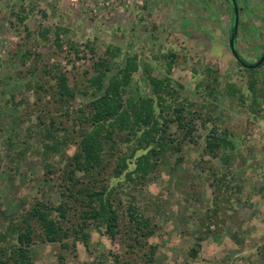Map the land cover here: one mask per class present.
Segmentation results:
<instances>
[{
	"label": "rangeland",
	"instance_id": "1",
	"mask_svg": "<svg viewBox=\"0 0 264 264\" xmlns=\"http://www.w3.org/2000/svg\"><path fill=\"white\" fill-rule=\"evenodd\" d=\"M236 1V52L256 64L264 49V0H0L2 228L38 200L62 201L68 181L64 168L84 126L79 108L89 113L94 95L87 83L110 46L120 49L117 63L138 57L140 69L125 98L153 96L147 74L168 75L181 94L178 100L202 115L196 114L192 124L195 141L172 125L181 150H169L148 179L134 174L127 180V171L118 177L117 157H110L99 183L115 188L122 200V231L113 236L105 226L89 222L84 227L88 243L79 239L73 228L80 230L83 210L72 198L65 222L72 231L69 246L37 237L31 264H58L62 256L66 264H264V62L250 72L231 48ZM22 11L24 21L17 16ZM61 73L76 92L65 107L54 98L55 75ZM37 82L46 89L38 90ZM42 114L73 134L58 152L42 146ZM211 117L235 144L222 152L230 154L228 164L205 150L215 123ZM133 146L118 145V156L128 157V170L135 168ZM130 203L155 224L143 247H131L133 241L124 234ZM151 245L156 252L148 259Z\"/></svg>",
	"mask_w": 264,
	"mask_h": 264
},
{
	"label": "trees",
	"instance_id": "2",
	"mask_svg": "<svg viewBox=\"0 0 264 264\" xmlns=\"http://www.w3.org/2000/svg\"><path fill=\"white\" fill-rule=\"evenodd\" d=\"M24 14L25 11L17 14L21 21L26 19ZM231 32L236 33L233 24ZM57 39L60 40V32H57ZM119 51L118 47L110 46L107 56H101L95 63L98 73L87 83L88 91L93 93L94 98L87 106L90 109L89 113H86L84 108H79V119L84 126L76 151L67 158V165L64 168L68 181L62 201L58 205H51L38 200L24 213L10 220L6 228H2L0 222V264H31L37 237L48 242H61L63 247H68L70 244L68 239L72 236V231L66 227L65 222L68 221L72 198L71 201L75 204L77 201L81 203L83 210L82 219L78 224L80 230L73 228V231L78 232L79 239L83 236V240L88 243L84 227L89 222L105 226L111 235H116L122 231L120 229L122 214L119 208L122 200L114 194L115 188L110 189L109 184L99 183L100 176L109 168L110 157H117L114 172L118 177L127 171L125 173L127 180H134V174L138 179H148L158 169L162 157L169 150H181L180 139L170 132L172 125H177L185 132V139L195 141L192 136V124L196 114L202 116L201 112L192 105H186L178 100L181 94H177L168 75L161 78L151 73L147 74L153 88V96L136 98L130 95L125 98L133 75L140 67L136 55L117 63L114 58L119 55ZM238 62L242 64L241 61ZM114 66H118L117 71L109 75ZM256 69L249 71L253 72ZM55 78L57 91L54 93V98L65 107L66 104L74 101L76 92L70 86L69 78L65 74H56ZM36 85L38 90L46 89L40 82ZM39 98L41 99V96ZM43 112L49 116L50 111L43 110ZM39 120L44 149L58 152L61 150V145L69 144L73 134L68 129L62 130L55 118L52 117L47 121L42 114ZM208 120H213L215 123L205 138V150L211 155H220L228 164L230 154L222 155V152L235 148L230 132L219 128L215 118L211 117ZM59 131L63 134L58 135ZM127 142L134 144L131 153L135 164L133 170H128L130 163L128 157L117 154L119 143ZM141 149L144 152L136 156ZM79 173H82V176H79ZM221 177L215 172L217 181H222ZM218 186L221 188L222 184ZM54 211L58 212L57 217L53 216ZM126 213L129 216V225L124 234L133 241L131 247L136 245L143 247L144 241L155 233V224L135 203L129 204ZM150 248L151 256L146 254L148 259L156 252L154 245ZM197 251L193 248L191 255L196 256ZM58 264H66L63 256L60 257Z\"/></svg>",
	"mask_w": 264,
	"mask_h": 264
},
{
	"label": "water",
	"instance_id": "3",
	"mask_svg": "<svg viewBox=\"0 0 264 264\" xmlns=\"http://www.w3.org/2000/svg\"><path fill=\"white\" fill-rule=\"evenodd\" d=\"M233 5H234L233 29H234V32H237L238 13H239L237 1L235 3H233ZM230 45H231L233 52L235 53L237 60L241 61L245 67L250 68V69L256 68L264 62V49H263L262 57L260 58V60L256 64H248L246 61H244V59L236 52V33L231 32V34H230Z\"/></svg>",
	"mask_w": 264,
	"mask_h": 264
}]
</instances>
